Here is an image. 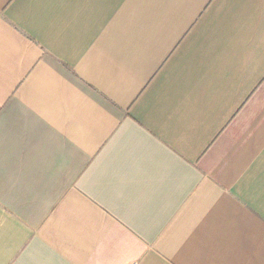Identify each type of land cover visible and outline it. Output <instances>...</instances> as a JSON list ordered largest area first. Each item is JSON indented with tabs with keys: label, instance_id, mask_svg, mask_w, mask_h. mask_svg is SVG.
<instances>
[{
	"label": "crops",
	"instance_id": "obj_1",
	"mask_svg": "<svg viewBox=\"0 0 264 264\" xmlns=\"http://www.w3.org/2000/svg\"><path fill=\"white\" fill-rule=\"evenodd\" d=\"M264 264V0H0V264Z\"/></svg>",
	"mask_w": 264,
	"mask_h": 264
},
{
	"label": "built area",
	"instance_id": "obj_2",
	"mask_svg": "<svg viewBox=\"0 0 264 264\" xmlns=\"http://www.w3.org/2000/svg\"><path fill=\"white\" fill-rule=\"evenodd\" d=\"M135 264V263H134Z\"/></svg>",
	"mask_w": 264,
	"mask_h": 264
}]
</instances>
